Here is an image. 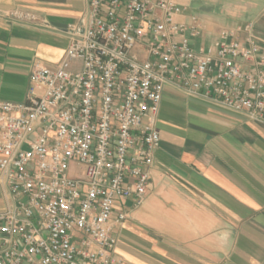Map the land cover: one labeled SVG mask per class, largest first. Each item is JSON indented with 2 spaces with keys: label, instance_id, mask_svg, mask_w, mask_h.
<instances>
[{
  "label": "built area",
  "instance_id": "2783aa9c",
  "mask_svg": "<svg viewBox=\"0 0 264 264\" xmlns=\"http://www.w3.org/2000/svg\"><path fill=\"white\" fill-rule=\"evenodd\" d=\"M173 0H88L54 65L36 59L24 101L0 99V264H130L114 226L146 201L166 85L264 123V54L252 24L195 49ZM130 202V206H127ZM120 207L119 210L116 209Z\"/></svg>",
  "mask_w": 264,
  "mask_h": 264
},
{
  "label": "crops",
  "instance_id": "0c3cea01",
  "mask_svg": "<svg viewBox=\"0 0 264 264\" xmlns=\"http://www.w3.org/2000/svg\"><path fill=\"white\" fill-rule=\"evenodd\" d=\"M195 49L252 24L264 54V0H173ZM88 0H0V99L24 101L36 59L56 64L82 33ZM145 203L114 226L130 264H264V123L166 85ZM11 203L0 181V211ZM130 206V202H127ZM120 207H117L119 210Z\"/></svg>",
  "mask_w": 264,
  "mask_h": 264
}]
</instances>
